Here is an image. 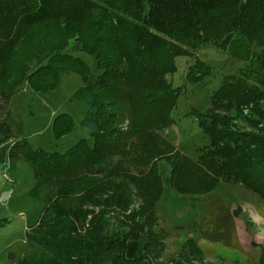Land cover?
<instances>
[{
	"label": "trees",
	"instance_id": "1",
	"mask_svg": "<svg viewBox=\"0 0 264 264\" xmlns=\"http://www.w3.org/2000/svg\"><path fill=\"white\" fill-rule=\"evenodd\" d=\"M70 39L92 57V69L67 55ZM208 46L246 64L221 79L206 111L192 113L208 139L194 158L167 138L181 89L166 76L176 58L188 57L194 62L185 80H202L212 70L196 55ZM64 69L81 78L71 99L86 107L80 125L92 142L79 140L63 153L33 149L2 108L23 81L43 94ZM68 120L55 119L56 138ZM5 153L32 168L29 195L43 204L16 264H160L162 165L175 194L204 200L203 216L189 227V242L199 248L188 256L204 260L218 246L247 257L236 213L217 190L239 186L264 204V0H0V165ZM112 184L133 197L91 210ZM133 202L143 209H131ZM117 205L122 220L109 232L105 214Z\"/></svg>",
	"mask_w": 264,
	"mask_h": 264
},
{
	"label": "rangeland",
	"instance_id": "2",
	"mask_svg": "<svg viewBox=\"0 0 264 264\" xmlns=\"http://www.w3.org/2000/svg\"><path fill=\"white\" fill-rule=\"evenodd\" d=\"M66 44L67 55L82 61L90 69L93 68L92 57L79 50L74 39L68 40ZM237 54L241 56V52ZM196 56L212 70L202 80L196 83L185 80L188 67L194 62L188 57L176 58V71L166 76L167 82L181 89L171 112L173 124L166 132L167 138L182 153L194 158L200 154L199 149L207 145L208 139L192 113L206 111L210 106L211 95L217 90L221 79L230 74H237L246 64L231 57L230 53H221L211 46L199 50ZM25 63V66L34 67L30 58H26ZM81 84L80 76L68 69L62 70L58 83L43 94L35 93L26 81H23L11 96L8 109L3 106V113L8 110L11 120L21 125L22 138H25L33 149L63 153L79 140L84 139L91 143L92 138L88 131L80 125L86 107L71 99L72 93ZM62 116L69 119L70 128L56 138L53 123ZM4 164L5 167L0 172L9 176L12 182L6 181L8 177L0 175V221H4L0 226V264H16L27 250L24 243L25 233L28 227L38 220L43 204L29 195L34 185L32 168L22 159L12 164L6 153ZM161 173L164 178V192L157 205V212L160 218L159 227L164 229L166 234L160 264H173L171 259L175 258L183 261L182 264H247L246 260H249L248 264H258L259 246L264 244V217L259 214L260 211L264 214L263 203L239 186L220 184L217 194L223 201L230 203L231 209L236 213L238 239L249 255L246 257L214 246L211 253L213 256L205 255L204 260L198 261L188 256L197 254L199 248L189 242V237L193 235L189 227L193 221L203 216L204 200L202 197L175 194L166 181L167 167L162 165ZM96 196L98 207L91 205L96 207L91 210L98 213L101 210L99 206L106 202L115 204L117 200H122L121 196L132 198L133 194L124 186L112 184ZM117 206L105 214L109 232L117 230L118 221L122 220L118 211L124 208ZM131 209L140 210L143 207L142 204L133 202ZM201 244L199 246H205Z\"/></svg>",
	"mask_w": 264,
	"mask_h": 264
},
{
	"label": "built area",
	"instance_id": "3",
	"mask_svg": "<svg viewBox=\"0 0 264 264\" xmlns=\"http://www.w3.org/2000/svg\"><path fill=\"white\" fill-rule=\"evenodd\" d=\"M4 167H5V164H4V162L0 165V171H1V169H4ZM7 169V171H8V167L6 168ZM0 175H2V177H4V178H7L8 180H6V181H9V182H12V180L9 178V176H7V175H5L4 174V172H3V174L0 172Z\"/></svg>",
	"mask_w": 264,
	"mask_h": 264
},
{
	"label": "crops",
	"instance_id": "4",
	"mask_svg": "<svg viewBox=\"0 0 264 264\" xmlns=\"http://www.w3.org/2000/svg\"><path fill=\"white\" fill-rule=\"evenodd\" d=\"M235 223H236V220H235ZM236 229H237V223H236Z\"/></svg>",
	"mask_w": 264,
	"mask_h": 264
}]
</instances>
